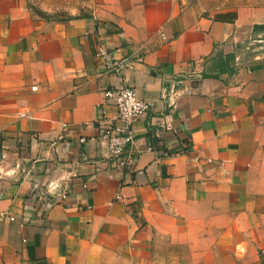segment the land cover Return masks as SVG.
Masks as SVG:
<instances>
[{"label": "crops", "instance_id": "0c3cea01", "mask_svg": "<svg viewBox=\"0 0 264 264\" xmlns=\"http://www.w3.org/2000/svg\"><path fill=\"white\" fill-rule=\"evenodd\" d=\"M122 86L152 104L132 169L98 139ZM0 264H264V0H0Z\"/></svg>", "mask_w": 264, "mask_h": 264}, {"label": "built area", "instance_id": "2783aa9c", "mask_svg": "<svg viewBox=\"0 0 264 264\" xmlns=\"http://www.w3.org/2000/svg\"><path fill=\"white\" fill-rule=\"evenodd\" d=\"M96 56L105 66L108 73L122 75L127 69L136 63L142 62L143 57L138 54L134 56H118L116 52L103 45H99ZM174 85V80L170 82ZM36 89V87H34ZM108 99H112L115 105V116L103 121L99 125V141L106 147L107 157L118 162L124 169H132L137 161L138 153L134 148L136 143V122L146 115L152 108V104L142 99L136 89L131 86H122L105 92ZM161 98L169 101L170 106L177 103V93H162ZM169 129L170 126L166 125ZM119 198V196H118Z\"/></svg>", "mask_w": 264, "mask_h": 264}, {"label": "rangeland", "instance_id": "374dc122", "mask_svg": "<svg viewBox=\"0 0 264 264\" xmlns=\"http://www.w3.org/2000/svg\"><path fill=\"white\" fill-rule=\"evenodd\" d=\"M207 10L236 9L249 6L258 0H188ZM92 3V0H28L32 9L43 15L59 16L73 11L84 9L85 5Z\"/></svg>", "mask_w": 264, "mask_h": 264}]
</instances>
